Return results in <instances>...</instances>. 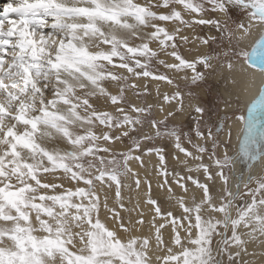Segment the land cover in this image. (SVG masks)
<instances>
[{
	"label": "snow or ice",
	"instance_id": "snow-or-ice-1",
	"mask_svg": "<svg viewBox=\"0 0 264 264\" xmlns=\"http://www.w3.org/2000/svg\"><path fill=\"white\" fill-rule=\"evenodd\" d=\"M0 7V264H264L255 259L264 251L247 247L264 245V175L245 171L229 151L231 134L208 127L192 91L218 68L264 77V35L250 51L242 47L253 30L264 31V0H0ZM167 22L177 26L169 31ZM184 28L209 32L192 36V49ZM149 81L155 104L146 99ZM129 91L144 103L131 102ZM258 107L264 83L246 118L253 164ZM188 111L196 113V142L169 126ZM164 137L183 154L173 159L187 175L170 170L165 149L151 143ZM152 154L156 187L179 214L153 197L150 174L130 166L143 168ZM129 177L146 189L147 220L122 202ZM187 182L199 199L188 196Z\"/></svg>",
	"mask_w": 264,
	"mask_h": 264
},
{
	"label": "rangeland",
	"instance_id": "rangeland-1",
	"mask_svg": "<svg viewBox=\"0 0 264 264\" xmlns=\"http://www.w3.org/2000/svg\"><path fill=\"white\" fill-rule=\"evenodd\" d=\"M142 2H143V0H141V3ZM176 7H177L178 10H181L182 6L176 5ZM153 10L157 11V12H167V11H170V8L169 9H164V8L156 9V8H154ZM230 12H231V14H232L234 19H236L238 17H241V15H242V12H241L240 9L233 8V9L230 10ZM182 15H184L185 19H190V17L188 16L187 13L184 14L182 12ZM167 24H171L173 27L177 26V25H173L171 22H167L163 26H165L167 28ZM172 29H168V30L171 31ZM208 32H209V30L206 29V28H203V29L202 28H196L194 31H193V29H190V28H184L181 34L189 36L190 43H189L188 47L192 48V49H195L196 42L191 40L192 36H202V35L208 34ZM211 34H215L214 30L212 31ZM152 47H155V44H153ZM242 47H244V46H242ZM244 49H245V47H244ZM245 50L249 51L250 49H248V50L245 49ZM181 51L183 52L184 49H181ZM185 54H187V53H185ZM161 58H163V57H161ZM219 72H220V69L218 68L217 70H215L213 72L207 73L206 76H205L204 81L200 82L199 87H194L192 89V91L194 93H196V99H195L194 102L202 104L207 110V113H206V115L204 117V121L207 122L208 127H212L213 125L218 126V124H220V123H222L223 126H224L227 123L228 120L224 122L221 119V117H220L221 113L226 114L230 118H232L233 116H238V117L239 116H244V118H246V114H244L242 111H240L238 109L239 108V98L235 97L236 92H235L234 88L231 86L230 81L224 80V77H226V76L223 74V71H221V73H219ZM160 90H161V92L170 91V89L163 83L160 84ZM149 91H150V95H148L146 97L147 102L155 104L158 100H160V97H158L156 95V88H154L153 85L150 84V82H149ZM222 91L227 92L228 93V97L224 96ZM129 93L133 95L132 91H129ZM136 99L138 101L136 103L138 106L142 105L144 103V101L142 99H138L137 97H136ZM161 103H162V101H161ZM98 106L101 107V104L98 105ZM106 110L107 111H112V110H110L107 107H106ZM112 112L115 114L114 111H112ZM258 113H262V111H260ZM254 115H256V114H253L252 117ZM195 117H196V113L195 112L188 111L187 114H185L184 118L182 117V118H180V120L177 119L178 120L177 122H176V120L172 121L169 126H171V124H176L178 127L181 128V130L183 132H190L194 142H196V137H195V127H196ZM245 126H246V124H245ZM223 129H224V127H223ZM254 129H255V133L253 131V136L255 137V139L257 141V148H256V150H253L251 154L255 153V155L261 157L262 156L261 152H264V145H263L264 144V138L261 137V135L259 133L257 134V126H255ZM246 135H247V132H246ZM128 143L129 142L127 140L124 141V144H128ZM151 143H154L155 146H157V147H163L165 149L166 163H167V165H168L170 170L175 169V170L180 171L182 175H187V173L185 172V169H184V165L179 164L178 162H177L178 165L174 164L176 162V160L173 159V154L178 156L179 153L174 148V142L172 140H170L169 138L164 137V138H160V139H158V140H156L154 142H151ZM147 146H149V145H145V148ZM185 147H189L190 148V146L186 142H185ZM117 150H126V149L117 148ZM190 150H191V148H190ZM229 151H230L231 154L236 155L238 153V151H239L238 150V145L234 149L229 144ZM136 154H140V153L137 152ZM246 156H250V155H246ZM238 157L241 160V163L243 165H245L243 159H241V156H238ZM173 161H175V162L173 163ZM248 161H249V158H247V162ZM258 161L255 163L256 166L258 164ZM205 162H207L206 158H205ZM192 163L193 162L190 161L189 162V166H191ZM263 163H264V161L263 162L260 161L259 165L257 167H255V165H254L251 170L254 171V173L256 175H264V164ZM191 175L197 176L198 174L193 172V173H191ZM143 176L144 175L141 174V177H143ZM199 177H200L201 181L203 182L202 173L199 174ZM122 183H127L131 187V188L130 187L129 188H122V195L124 194L122 202H123V204H124L126 209L131 210V215H132L133 218H135L136 217V213L139 212V210L138 209H134L132 207V204H134L133 195H134V192L136 191V186H135V183H134V179L131 178V177H129L127 179L122 178ZM152 183H153V181H152ZM153 185H155V186H153V192H152L153 197L154 198L158 197L160 202H161V204H162V206L165 209L173 208L174 214H179V209H178V207L175 206V201L174 200L171 201V202L168 201V199H167V197H168L167 191L166 190L157 189L156 182H154ZM187 185H188V190H189L188 196L191 197L194 194L197 197V199H199L200 193L195 188V186H193L191 184V182H187ZM65 186L67 187V186H70V185L66 184ZM173 188H174L175 193L177 195H182L183 194L181 192V190L176 185H173ZM101 195H103V193H101ZM129 197H130V199H129ZM144 200H145V198H144ZM131 201H132V204H131ZM110 203H111V201H110ZM238 203H241V202L237 201V204ZM134 207L136 208L135 205H134ZM121 214L125 215V216L128 215V213L124 212L123 210H121ZM145 219L147 220L149 218H147L145 216ZM161 222H163V221H160V220L157 221V223H161ZM145 228H146V231H147V227H145ZM169 232H170V228H166L164 230L165 238L168 237ZM214 247H215V242H214ZM247 259H252V258H244V260H247ZM255 259H257L258 261H261V260H264V257L255 258ZM225 260H226V257H225Z\"/></svg>",
	"mask_w": 264,
	"mask_h": 264
},
{
	"label": "bare ground",
	"instance_id": "bare-ground-1",
	"mask_svg": "<svg viewBox=\"0 0 264 264\" xmlns=\"http://www.w3.org/2000/svg\"><path fill=\"white\" fill-rule=\"evenodd\" d=\"M137 1L141 2V0H137ZM181 11L183 12L182 7H181ZM183 13L186 14L185 12H183ZM167 28L168 29H172L174 27L171 24H167ZM262 35H264V31H261V30H258V29L253 30L252 34L249 37L246 38V40L243 42L242 46H244L245 49H247V50L248 49L251 50V48L254 46L255 42ZM221 71H223V74L226 76V77H224V80L230 81L231 86L234 88V90L236 92L235 97L239 98V108L238 109L240 111H242L244 114H246V118H247L248 117L247 113H248L249 106L254 101V99H256L258 97L260 87H261L262 83H264V77H262L258 72L249 73L248 75L240 76V75H229V73L226 70H221V69H220L219 73H221ZM233 81H235V82H233ZM149 82H150L151 85H153L154 88H156V84L155 83H153L151 81H149ZM138 83L143 84L144 82L143 81H139ZM113 91H115V89H113ZM222 92H223L224 96L228 97V93L227 92H225V91H222ZM127 95H128V98L131 100V102H133V103H137L138 102L136 97L133 96L132 94H130L129 92H127ZM101 107H100V109H102V110H104V109L106 110V107H107L110 110L114 111V109H112L111 107L106 106L104 104H101ZM260 111H262V113H258ZM185 114H187V113H185ZM185 114L182 116L183 118H184ZM253 114H256V115H254L252 117V119H251L252 127L254 125L257 126V134L259 133L261 135V137L264 138V108H259L258 107L255 110V112L252 113V115ZM157 118H162V114L157 112ZM246 118H244V116H239V117L238 116H233L224 125V129H223V132L221 134L224 135V136H227L228 133L231 134L230 143L229 144L234 149L238 145V150L239 151H238V153L236 155L237 156H241V159H243V161L245 163V165H244L245 166V171H248L249 169H252V167L255 164H253L251 162V156H246L248 154L245 153L244 137H245L246 133L244 132V128L246 127L245 126ZM178 120H180V118ZM178 120H176V122ZM254 127H253V130H254V133H255ZM117 148H119V149L121 148L122 149L124 147H123V145H117ZM251 155H255V153L251 154ZM178 156H179V160H183L184 159L183 154L179 153ZM247 158H249L248 162H247ZM143 161H144V167L143 168L140 167L138 162H130V166L138 173H141L143 175L150 174V178L152 179L153 183L156 182L155 173H156V165L159 162L158 158L155 156V154H152L150 156H143ZM260 161L261 162L264 161V155H262L260 157ZM174 162L175 161H173V163ZM177 162L178 161L176 160V162L174 164L178 165L179 162L178 163ZM255 167H256V165H255ZM153 186H155V185H153ZM145 191H146V189H145V187L143 185H141V187L139 189L136 188V191L134 192V195H133L134 204H132V201H131V204H132V207L134 209H138L139 211H143L145 213V216L147 218H150L151 214L148 211L150 206H146L144 204V198H145L144 193H145ZM123 196H124V194L122 195V197ZM129 199H130V197H129ZM137 204H139L138 208H137ZM134 205L136 206V208L134 207ZM144 231L146 232V228L144 229ZM247 247H248L249 253H251L253 251H255L257 253H259L261 251H264V245H260V244H256V243H249L247 245ZM233 250H235V249H233ZM262 257H264V256H257L255 258H262ZM242 258L244 259V258H253V257L245 256V255L242 254Z\"/></svg>",
	"mask_w": 264,
	"mask_h": 264
},
{
	"label": "water",
	"instance_id": "water-1",
	"mask_svg": "<svg viewBox=\"0 0 264 264\" xmlns=\"http://www.w3.org/2000/svg\"><path fill=\"white\" fill-rule=\"evenodd\" d=\"M224 115H225L224 113H221V114H220V117H221V119L225 122V120L223 119V116H224ZM219 125H223V124L220 123V124H218V126H219ZM244 132L246 133V127L244 128ZM259 163H260V159H259V162H258L257 166L259 165ZM257 166H256V167H257ZM238 204H240V203H238Z\"/></svg>",
	"mask_w": 264,
	"mask_h": 264
}]
</instances>
